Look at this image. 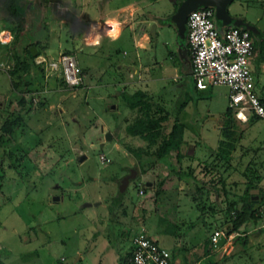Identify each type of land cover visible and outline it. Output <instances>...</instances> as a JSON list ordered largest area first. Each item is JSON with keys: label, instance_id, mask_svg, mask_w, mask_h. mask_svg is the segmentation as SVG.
Returning a JSON list of instances; mask_svg holds the SVG:
<instances>
[{"label": "rangeland", "instance_id": "374dc122", "mask_svg": "<svg viewBox=\"0 0 264 264\" xmlns=\"http://www.w3.org/2000/svg\"><path fill=\"white\" fill-rule=\"evenodd\" d=\"M47 1L49 2L45 5ZM177 1L179 2L143 0L142 10L152 15L157 26L151 40L150 52L148 50L142 53L141 59L149 57L151 62L155 60V69L152 70V63L148 61L147 68L150 73L138 70V76V73L132 72V65H129L127 67L130 70L126 74H120L121 79L126 81V86L119 87L112 79L108 66L116 59H127L132 55L134 48L130 30L125 26L119 38L110 43L103 42L100 49L88 47L73 50L68 47L71 46L70 40L76 37V33L68 29L67 23H75L73 13L79 12L82 19L88 21L94 15H98L96 18L100 17L108 8L120 5L125 0H32L35 20H38L41 29L38 52H46L44 56L54 58L63 51L62 47L68 48L78 65L82 83L69 87L58 72L44 75L42 69L40 71L34 64H29L27 72H22L20 79L25 84H20L19 87V91L26 90V98L31 97V107L25 111L16 103L20 94L14 95L16 88L9 86L7 73L0 69V122L10 111V103H13L12 111L23 112L24 115L12 130V138L3 141L5 136L0 137V264H110L101 252L99 239L101 237L106 239L109 245L114 247L118 244L116 248L125 249L128 236L137 228L135 223L139 220L143 208L142 200L146 193H142L141 189L150 187L144 186L143 180L156 183L149 194L152 199H149L147 207H144L146 214L140 220L141 224L152 236L157 233L156 229L164 226L162 223L168 225L165 229L169 233L172 230L173 233L178 231L179 234H175V238L179 235L186 236L189 225L193 224L196 218L182 227L179 224L175 227L162 218L165 217L159 211L162 208L155 207L159 203H155L157 197L155 199L154 196L160 191L165 193L159 200L162 201L163 207L171 204L180 180L175 179V173L170 171L165 163L149 164L143 160L144 157H141L143 169L140 170L137 158L124 146L134 148L142 146L144 141L124 133L125 120H129L134 112L123 106L118 94L120 88L131 90L138 87V80L144 72L145 77H153L161 72L163 80L154 87L152 95L160 99L171 112L164 122L165 130L171 124L173 116L177 118L174 112L178 104L185 101L179 108L178 119L186 123L183 132L186 144L181 143L179 151L184 156L191 157L177 158L175 153L170 151L168 161L174 168L183 167L188 162L194 173L204 179L210 175L201 172V158L216 145L219 137L218 126L221 125L222 112L227 105L229 89L221 84L205 90H196L189 74L183 72L182 78L179 76L180 70L185 71L187 67L186 61L181 62L177 77L172 76L170 64L166 67L170 57L176 54L177 37L173 25L162 21L170 17ZM226 10L242 15L260 30H264V0H230ZM40 12L45 16L39 15ZM42 19L48 22L45 23ZM42 21L46 30L41 28ZM80 21L76 22L81 24ZM25 30L26 25L20 22L15 33L17 36H24ZM148 30L149 26H146L145 31L149 33ZM250 33L252 41L253 35ZM26 35L28 38L33 36L30 30L26 31ZM41 41H45L44 44ZM58 50L62 51L57 53ZM260 53L257 51L256 57L260 58ZM250 74L253 90L264 91V72L251 69ZM87 84L91 87H87ZM13 95L16 96L14 102L8 101V97L12 98ZM234 128L239 148L235 151V156L241 148L247 152L250 148L260 145L258 151L251 152V156L255 164L261 163L258 164V170L262 177L257 186L262 189L264 121L257 119L250 126L247 122L235 121ZM255 129L257 132L254 133ZM105 130L111 134L108 140H104ZM189 143L194 147L192 151L190 145H187ZM8 150H12L9 156ZM100 154L107 160L100 161ZM79 156H83L81 160ZM247 157L242 156L237 168L244 165ZM183 158V163H180ZM128 167L136 170L134 178L129 179L123 191H118V181ZM226 179L230 182L241 180V177L232 171ZM161 183L168 188L161 190ZM241 187V184L235 186L238 190ZM256 190L254 188L251 192ZM54 196L57 198L54 199ZM209 197L212 201L217 199L213 194ZM117 199L119 202L114 204ZM253 200L257 201L256 197ZM86 202L89 205L84 206ZM188 202L189 199H184L182 195L178 202V214L184 216L186 221L193 218L194 206ZM258 209L260 216L255 222L249 220L245 224L246 227L238 229L237 234L230 240H220L214 247L209 241V232L216 225L210 215V219L206 221H210L212 226L205 224L202 244L206 248H217L212 257L208 258L212 259L211 264H255L252 260L256 257H252L253 248H250L249 244L250 235L245 245L240 241L245 237L246 233H243L253 223H264V203L259 205ZM139 230L143 231L142 228ZM177 246H174L172 251L180 255L185 253L189 244L182 241L181 245ZM259 248L257 251L262 249L260 254L264 257V240ZM78 255H81L80 259H77ZM250 261L252 263H249Z\"/></svg>", "mask_w": 264, "mask_h": 264}, {"label": "trees", "instance_id": "16d2710c", "mask_svg": "<svg viewBox=\"0 0 264 264\" xmlns=\"http://www.w3.org/2000/svg\"><path fill=\"white\" fill-rule=\"evenodd\" d=\"M2 1H5L8 12L15 21L20 22L22 13H20L18 7L20 4L24 5L22 4L24 1L0 0V2ZM79 28L83 29L84 25L74 24V28L68 29L70 31H78ZM248 32L250 35V31ZM78 33H80V31ZM261 35L262 41L260 42L253 41L252 39V50L257 48L259 52L264 51V32H262ZM25 52L26 56L14 55L13 65L7 71L13 87H17L19 84H25V82L20 81L22 72H27V68L33 58V55L29 53L27 48H25ZM37 53L38 49L36 48L35 54ZM61 53L70 52L68 50H63ZM38 68L40 69V67ZM18 72L20 75H18ZM21 91L23 94L17 97L16 103L21 109L27 111L31 107V97L29 96L26 98L24 96L26 90ZM118 94L123 106L134 112L129 120H125L123 126L124 133L130 136H137L144 141L142 146L134 148L128 145L124 146L128 152H131L137 158L141 167L140 170L143 169L141 157H144L143 160H146V163L149 164H156L158 162L165 163L169 166L170 171L175 173L176 178L180 180L179 189L182 193L188 196L195 207L200 209V215L203 214L204 211L208 212L215 222L214 224L216 226L214 228H222L226 233L237 231L239 226L246 221L251 220L255 222L259 218L260 213L258 207L264 203V193L262 189L257 186L258 181L262 177L258 170V167H260L258 164L261 163L255 164L251 152L258 151L260 145L255 147L251 146L252 148L248 150L250 151L249 154L247 153L248 151L244 152L245 150L241 148L239 154L235 156V151L239 149L237 134L234 128L235 119L227 105L222 112L221 125L218 128L219 137L216 145L214 148H210L207 155L201 158V172L203 174L204 172L205 174H210L204 179L203 177L197 176L193 171V167L189 164L174 168L168 161L170 151H173L177 158L184 156L180 153L179 148L181 143H185L183 132L186 126L173 116L171 124L168 129L165 130L164 122L168 119L171 112L164 106V103L160 99L154 97L149 91L139 87L131 90L122 88ZM258 98L260 101H264V98H261L259 95ZM183 102L178 104L177 110H175L174 113L177 114L179 108L183 106ZM23 116V112L10 110L3 118L0 122V137L5 136L3 137V141H8L12 138V130L19 124ZM256 119H258L256 116L250 115L247 122L251 123V121ZM11 152L12 150H8V156ZM246 155L248 157L243 163L244 165L241 168H237V164L241 162L242 156ZM184 157L191 158L190 156L186 157V155ZM232 171L237 172L241 180H231L227 182L226 178ZM239 184H241L242 187L238 190L235 186L237 187ZM254 188L257 189L256 192H251ZM210 194L217 197L216 201L213 199L215 202L210 200ZM251 195H256L257 201L251 199ZM117 202H119V199H117L114 204ZM118 254L116 259L117 264H130V245L127 249ZM209 262L210 264L213 263L211 260ZM168 264H170V261Z\"/></svg>", "mask_w": 264, "mask_h": 264}, {"label": "crops", "instance_id": "0c3cea01", "mask_svg": "<svg viewBox=\"0 0 264 264\" xmlns=\"http://www.w3.org/2000/svg\"><path fill=\"white\" fill-rule=\"evenodd\" d=\"M22 1H24V2H22V4H24V5L20 4L18 8H19L20 13H22V18H21L20 22H22L26 25V30H25L24 36L20 35L21 37L19 35L17 36L15 33L20 22L17 21L18 22L17 23L15 21V19L12 17V15L8 12L5 1L0 2V29L8 30L12 34V39H11L9 44H7V45H1L0 44V63H1L0 69L5 70L6 73H7L8 69L11 68L13 65L14 55H20V56L25 55L26 56L25 48L28 49V46H30V44L34 46L35 50H36V47L38 49V46L41 44L40 39H39V34H40V30H41V29H39L40 23L38 22V20H35L36 15L34 14V6L32 3V0H22ZM48 2L49 1L45 2V5L48 4ZM143 6H144L143 0H125V2L121 3L120 5L111 6L110 8H108L107 11H105L104 13H101L100 17L96 18V16H98V15H94L93 18L89 19L88 21L83 20L82 17L80 16L79 12L73 13L75 23L68 22L67 23L68 28H70V29L74 28V24H78L76 21H80V20L82 21V22L80 21L81 24H83L85 26L83 29L79 28L78 31L77 30L72 31V32L76 33V37H74V39H71L70 40L71 42L69 41L71 46L69 45L70 47H68V48L70 49L72 47L73 50H76V49L77 50H83V48H88V47L96 48V50L100 49L103 42L104 43H110V41H114L117 38H119L120 35L122 34V29L126 26L127 29L130 30V33H131L132 46L134 48L133 53L127 59H121V60L116 59V61L112 62L108 66V68L111 72V77L113 80L116 81V84L119 87H120V85L126 86V83H125L126 81H124V79H121L120 74L121 73L126 74V72L128 70H130L127 66L132 65V68H131L132 72L138 73V76H139L138 70L148 71L147 64L149 62L152 63V66H151V67H153L152 70L155 69L154 68L155 67L154 66L155 60L151 62V60L149 59V57L147 55L150 52L151 40L153 37V35L150 32V26H151V24H154V30H155L156 26H157V22L154 21L152 15H148L146 12H144L142 10ZM226 12H227V10H226ZM227 13L232 18L238 20L240 23L247 25L251 28V30L249 29L248 31L252 32L253 41H256V42L262 41L261 33L264 32V30H260L253 22L245 19L242 15H236V14H232L229 12H227ZM39 15H41L43 17L45 16V15H42V12H40ZM171 15H172V13H171ZM171 15L169 18H166L162 22L163 23L170 22L173 25V27L176 31V37H177L176 38V47H177V49H176V54L174 56L170 57L168 64H166V67H168V65L170 64L169 69H170V71H172V73H171L172 76L177 77L178 76L177 71L180 68L181 62L186 61L187 67H186L185 71L180 70L181 74L179 73V76H181V78H182L183 72H184V74L187 73L190 75L189 50H188V45L186 43V27H185V22H184V29L182 31V36L180 38V35L177 31V26L171 20ZM37 17H38V15H37ZM39 18H40V16H39ZM45 19H46V17H45ZM214 19H215V17H214ZM103 20L115 22V24H116L115 35L112 37L102 36L99 38V41L97 44L86 45L83 41L84 34L87 32V30L90 28V26H92L93 24H95V25L100 24V22ZM214 21H215V25L219 29L222 28L224 25H226V24H221V23L217 22L216 19ZM44 22L47 23L48 20H46ZM44 22L42 23L41 28H44L46 30V25L44 24ZM14 24H15V26H14ZM146 26H149V30H148L149 33L145 31ZM28 30H30L32 32L33 36H31V38L26 37L27 36L26 31H28ZM79 31H80V33H78ZM65 35L67 38H69V36H67L66 33H65ZM41 42H43V41H41ZM44 42L42 44H44ZM68 48L62 47V50H68ZM62 50H58L57 53L61 52ZM148 50H149V52L146 53L147 55H144V56H147L148 59H146V58L141 59L142 58L141 54L142 53L144 54ZM43 51H45V49H43ZM257 51H258L257 48H254L252 50V54H251V57L249 59V69L250 70L253 69V71L257 70V71L264 72V51H260L261 52L260 58L256 57ZM57 53H56V55H57ZM37 54H42V53L38 52ZM46 54H47L46 52H43V55H46ZM35 55H33V57ZM142 60L144 62H142ZM30 64H34L33 58L31 60ZM141 64H143V67H141ZM156 64H158V63H156ZM6 65L8 66L7 67L8 69L4 67ZM35 65H37V64H35ZM138 67H141V69L142 68L143 69L141 70ZM148 72L150 73V71H148ZM127 75H128V73H127ZM141 75H142V77L139 78V80H138V84H139L138 87L141 89L149 91L151 94L155 90L154 87L158 86L161 83V81L163 80V76H162L161 72H160V74H157L153 77H150V76L145 77L146 76L145 72ZM7 76H8V73H7ZM43 78L45 79V77H43ZM123 78H125V77H123ZM7 79H8L9 86L13 89L16 88L14 90V95L23 94V92L21 90L19 91L20 84L17 87H13L11 82H10L9 76ZM180 79L178 80V82L180 81ZM117 85L114 88H116ZM87 87H91V85L87 84ZM193 87L195 88L194 85H193ZM133 88H136V87H133ZM196 90H201V89H196ZM202 90H205V89H202ZM120 91H121V88H120ZM255 92L261 98H264V91H262V90L256 91L255 90ZM14 95L12 98L8 97V101L12 100V102H14V99L16 97ZM12 104L13 103H10V106H9L10 110L12 108ZM184 104H185V102H183V105ZM112 105L113 104H111V106ZM178 115H179V111L177 112V119L179 118ZM178 120L180 121V119H178ZM235 121H237V120H235ZM181 122L184 123L186 126L185 122H183V121H181ZM220 122H221V119H220ZM254 122H255V120L251 121V123L247 122V124H249V126H250ZM185 129H186V127H185ZM255 132H257L256 129H255L254 133ZM183 135H184V133H183ZM184 145H185V143H184ZM187 145H190L189 147H191V151H192L194 148L193 145H191L190 143ZM183 160H184V158L182 160H180V163H183L182 162ZM158 163H160V162H158ZM185 164H188V162H186ZM171 165L173 166V164H171ZM172 178H173V176L171 177V181H172ZM175 179H176V177H175ZM139 180H141V178ZM146 181L149 182L148 185L145 184ZM143 182H144V186H150V187L149 188L146 187L143 190L141 189V192L146 193V196L142 200L143 201V203H142L143 208L140 211L139 220H137L135 223L136 224L135 226H137L135 231L142 228L143 231L147 235L152 237L159 245L167 248L169 250L170 256H171L170 257V264H181V263L182 264H210L209 261L212 259H208V258L210 256L212 257L213 252L217 248H213L211 246L206 248L202 244L203 240H204V236H203L204 232L203 231H204L205 224L208 223V227L212 226L210 221H208V222L206 221L207 219H210V214L208 212L204 211L203 214H201L202 217H200L199 216L200 215V209L195 207L192 204V202L189 200L188 203H190L191 206H194V208H192L193 218H189L186 221V218H184V216L181 217L178 214L180 212V210H179L180 207H179L178 202L180 200L181 195L184 199H187V200L189 199L188 196H185L182 193V191L179 189V186H176V193L174 194L175 197H174V199L171 200V204L164 205V207H163V205L161 203L162 201H159V200L162 199L163 196H165V193H163V191H160L157 195L154 196L155 199L157 197L155 203H159V204H156L155 207L158 208L160 206L162 208V210H159V209H157V210H159L161 212V215H165V217H162L161 215H160V217L167 220V222L169 224H172L175 227L178 226L177 224H179L182 227L186 222H191V220L195 219V218H196V220L193 222V224L191 223V225H189L190 228L186 231V233H185L186 236H184V235L180 236L179 235L177 238H175L174 235L177 234L178 231L176 230L173 233V230H172V232L169 233V231H167L165 229V226H168V225H165L163 223H162V225H164V226L156 229L157 233H155V235L152 236L151 234L148 233L146 228L141 224L142 221H140V220H142V218L146 214V212H145L146 209H144V207H147L146 203L148 202L149 199H152V198H149V194H151V191L155 188L154 186H155L156 182L155 181H149V180H143ZM263 182H264V178L261 180V185H262V189H263L262 191L264 193ZM167 188L168 187H166V185L164 183L160 184L161 190H166ZM256 199H257V196H256ZM211 218H212V216H211ZM158 222H159V220H158ZM247 222L248 221H246L245 223L240 225L238 229H243V226L246 227L245 224ZM262 232H264V223H261V224L253 223L251 225V227L249 229H246V231L243 233V234L246 233L245 237L241 238V241H240L243 245H245V241L248 240L249 235H250L251 242L249 244H250V248H253V252L252 253L250 252V253H251L252 257H256L252 260L255 262V264H264V257L260 254L262 252V249L260 251H257L258 249H260L259 246L262 244V241L264 240V237H262ZM132 234L128 236V244L125 247V249H127L130 245V237L132 236ZM182 241L187 242V244H189V247L186 248V250L184 251L185 252L184 254L182 253V254L178 255L177 253H174L172 250H173L174 246H177V245L180 246ZM99 243H100V249L102 250L101 252L104 254L105 260L110 262V264H116L117 254L121 251H124L125 249L123 247L116 248L117 246H119L118 244L113 247V246L109 245V243L106 239H102L101 237L99 239ZM179 246H177V247H179ZM103 250H104V252H103ZM192 253H194V254L192 255ZM80 257H81V255H78L77 259H80ZM249 263H252V262L250 261Z\"/></svg>", "mask_w": 264, "mask_h": 264}, {"label": "built area", "instance_id": "2783aa9c", "mask_svg": "<svg viewBox=\"0 0 264 264\" xmlns=\"http://www.w3.org/2000/svg\"><path fill=\"white\" fill-rule=\"evenodd\" d=\"M185 27L190 75L195 88L226 85L229 89L227 106L235 120L243 123L253 115L264 121V101H260L253 90L249 69L252 45L248 29L232 24L219 29L215 25L214 11L209 6H198L188 11ZM115 33L116 24L103 20L100 24L90 26L83 41L86 45H95L100 37H112ZM0 35L3 37L0 38L1 45L10 43L12 34L8 30L0 29ZM33 62L42 69L44 75L58 72L69 87H76L81 83L80 70L70 53H59L54 58L36 54ZM99 158L100 161L107 160L101 154ZM234 234L237 232L226 233L222 228H214L209 233V241L214 247L218 241L230 240ZM130 246V264H168L170 261L169 250L144 231L137 230L132 234Z\"/></svg>", "mask_w": 264, "mask_h": 264}, {"label": "water", "instance_id": "95a60500", "mask_svg": "<svg viewBox=\"0 0 264 264\" xmlns=\"http://www.w3.org/2000/svg\"><path fill=\"white\" fill-rule=\"evenodd\" d=\"M230 0H180L175 8V11L171 15V20L174 22V24L177 26V31L182 36V31L184 29V22H185V16L188 11L191 9L198 7V6H209L212 7L214 10V17L217 22L221 24H232V25H239L243 26L246 29L251 28L247 25H244L240 23L238 20L232 18L228 15L226 12V5L229 3ZM150 32L152 35H154V24H151L150 26ZM28 51L31 55L35 54V48L33 45L28 46ZM104 134V140H108L111 137V134L108 130H105L103 132ZM83 156H79V159L81 160ZM136 173V170L131 168L129 170V173L124 174L118 182L117 189L118 191H123L129 181V179L134 178V175ZM146 185L149 184L148 181L145 182ZM256 197V195H251L250 198L253 199ZM57 197L54 196V199ZM84 206L89 205V203H84Z\"/></svg>", "mask_w": 264, "mask_h": 264}, {"label": "flooded vegetation", "instance_id": "af4514ba", "mask_svg": "<svg viewBox=\"0 0 264 264\" xmlns=\"http://www.w3.org/2000/svg\"><path fill=\"white\" fill-rule=\"evenodd\" d=\"M179 1H180V0H179ZM212 9H213V8H212ZM213 11H214V10H213ZM0 38H1V39H3V37H2L1 35H0ZM130 169H131V168H130V167H128V168H127V170H126V172H125L124 174H127V173H129V170H130ZM133 169H134V168H133ZM118 182H119V181H118Z\"/></svg>", "mask_w": 264, "mask_h": 264}, {"label": "clouds", "instance_id": "9594fccd", "mask_svg": "<svg viewBox=\"0 0 264 264\" xmlns=\"http://www.w3.org/2000/svg\"><path fill=\"white\" fill-rule=\"evenodd\" d=\"M2 42L7 43V41H2Z\"/></svg>", "mask_w": 264, "mask_h": 264}]
</instances>
